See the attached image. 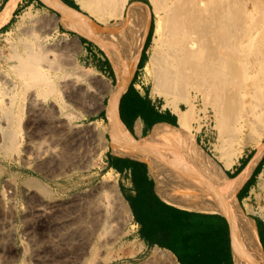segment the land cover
Returning a JSON list of instances; mask_svg holds the SVG:
<instances>
[{
	"label": "rangeland",
	"instance_id": "1",
	"mask_svg": "<svg viewBox=\"0 0 264 264\" xmlns=\"http://www.w3.org/2000/svg\"><path fill=\"white\" fill-rule=\"evenodd\" d=\"M74 1L79 5L80 0ZM136 1L130 0L127 7ZM4 2L0 0V10ZM145 4L151 21L154 16L156 27L154 6L150 0ZM127 9L122 19L95 20L116 50L125 46L128 39H111L114 36L111 32L117 20L127 19ZM79 11L84 12L80 7ZM52 13L42 0H22L16 14L0 27V75L3 76L0 100L11 98L0 103V135L5 131L0 136V264H154L153 252L157 247L144 244L141 250L132 249L135 241L142 242L133 216L124 219L114 214L106 219L103 215V210L108 209L111 214V210L117 209L110 183L115 182L121 192L119 175L105 164L110 134L107 123L99 117L105 108L102 104L107 103L115 85L97 72L95 61L86 54L89 45L103 48L73 31L61 36ZM60 28L66 31L62 25ZM31 49L41 55L43 60H39V65L52 79L46 83L53 86L55 82L53 90L44 81L21 88L25 80L17 76L15 54L18 51L25 54ZM150 52L151 49L149 55ZM86 72L90 76H85ZM143 73L149 88L155 91L151 75L145 69ZM34 93L36 102L30 98ZM190 94L197 96L198 115L194 125L200 127L199 131L202 129L203 148L224 167L219 158L222 140L215 111L211 105L204 104L202 94L193 89ZM180 104L187 108L185 102ZM7 133L19 139L17 146L9 144ZM241 139L245 143L244 152L236 160L232 173L262 144L249 129L242 133ZM259 173L260 190L264 191V166ZM261 197L256 209L259 214L264 212V194ZM43 207L48 211L44 213ZM64 212L70 215L69 222L56 224Z\"/></svg>",
	"mask_w": 264,
	"mask_h": 264
},
{
	"label": "bare ground",
	"instance_id": "2",
	"mask_svg": "<svg viewBox=\"0 0 264 264\" xmlns=\"http://www.w3.org/2000/svg\"><path fill=\"white\" fill-rule=\"evenodd\" d=\"M42 1L47 8L53 10L55 28L61 36H67L68 31H73L94 40L112 59L119 80L110 93L107 103L102 105L108 113L110 122L108 128L117 147L127 154L147 159L153 164L159 184L158 189L168 201L225 214L232 226L237 264H250L246 257L240 219L233 205V199L264 153V142H262L264 139V0H150L156 11L157 20L151 52L144 69L153 79L155 88L153 91L164 97L167 105L179 108L180 102L187 104L186 109L179 111L183 124L190 129H200L194 125L198 115L195 103L197 96H191L190 90H196L203 95L204 104L211 105L215 111L216 127L222 140L218 147L219 158L228 168H232L236 160L243 155L245 143L241 135L246 129L252 131L258 143H262L245 169L237 176L228 179L224 184L198 192L195 186L189 184L186 173L172 154L161 151L156 141L151 138L143 142L133 140L119 119V96L131 78L139 44L137 41L127 43V46L116 50L95 20L106 22L111 18H122L129 0H80V9L87 14L63 0ZM21 2L22 0H6L0 10V27L11 20ZM142 24H146L144 13L141 9H136L124 27L119 28L120 24L115 25L116 32H111L114 36L110 38L115 39L128 33L140 35L145 28L141 26ZM60 25L66 31H62ZM77 40L79 41L78 38ZM31 50L25 54L13 51L16 52L17 65H13L18 73L17 76L25 80L21 88L28 86L25 87V84L32 85L41 81L48 83L49 79L52 81L43 72V66L39 65L41 55L35 53L34 49ZM11 57L13 59L14 54ZM84 75L90 76L89 72ZM0 77L3 80V76ZM53 84L55 85V82ZM48 86L52 87L51 90L55 88ZM30 98L32 102L37 101L35 93ZM2 99L0 103H7L4 100L7 98L1 102ZM8 99V102L11 101V98ZM53 105L52 107L55 108ZM45 108L48 110L47 107ZM10 113L13 114V110ZM4 132L0 136H3ZM7 134L5 135L8 137L5 138L10 140L9 144L17 146L19 139L11 133ZM110 185L114 191L113 202L117 209L113 212L111 210V214H108L110 212L108 209L103 210L104 217L107 219L117 214L120 218L131 219L132 212L128 201L115 182ZM43 210L44 213L48 211L46 207H43ZM261 215L264 217V212ZM69 220L70 215L64 212L63 218L56 224H65ZM143 246V242L135 241L131 248L141 250ZM152 260L154 264H180L175 255L167 249L154 250Z\"/></svg>",
	"mask_w": 264,
	"mask_h": 264
},
{
	"label": "crops",
	"instance_id": "3",
	"mask_svg": "<svg viewBox=\"0 0 264 264\" xmlns=\"http://www.w3.org/2000/svg\"><path fill=\"white\" fill-rule=\"evenodd\" d=\"M127 6V19L122 21L123 15L115 25L124 27L136 9L143 11L146 24L141 25L145 28L140 35L128 33L119 36L128 39L127 43L137 41L139 44L134 70L118 100V116L125 131L135 141L151 138L161 151L172 154L186 173L189 184L197 188L196 192L226 183L245 169L256 151L239 163L236 167L239 172L231 177L228 173L233 172V167L220 166L204 150L202 129H190L183 124L179 109L186 108L182 104L179 108L167 105L161 95L149 88L143 70L154 37V31L150 33L151 15L143 1L137 0ZM113 32H116L115 28ZM86 54L95 61L97 72L114 85L118 83L116 68L105 50L89 45ZM99 117L109 127L105 108ZM104 159L105 164L119 175L121 192L129 203L137 235L143 244L171 251L180 264H237L232 226L225 214L165 199L158 189L153 164L123 152L111 134ZM263 166L264 153L233 199L250 264H264V217L256 211L264 194L260 190L259 179Z\"/></svg>",
	"mask_w": 264,
	"mask_h": 264
},
{
	"label": "trees",
	"instance_id": "4",
	"mask_svg": "<svg viewBox=\"0 0 264 264\" xmlns=\"http://www.w3.org/2000/svg\"><path fill=\"white\" fill-rule=\"evenodd\" d=\"M63 1H65L68 5H70V6H72V7H74V8L79 10V5L77 3H75L74 0H63ZM140 1L147 2V0H140ZM15 14H16V12H15ZM154 29H155V23H154V16H153L152 17V21H151V26H150V33H152L154 31ZM239 170L240 169H237V171L235 173H228V174H229V176L232 177V176L236 175L239 172Z\"/></svg>",
	"mask_w": 264,
	"mask_h": 264
}]
</instances>
